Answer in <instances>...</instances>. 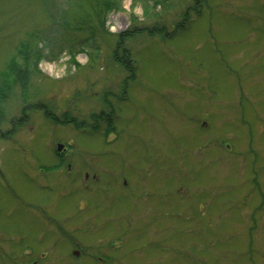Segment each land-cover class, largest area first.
Returning <instances> with one entry per match:
<instances>
[{"label":"rangeland","instance_id":"obj_1","mask_svg":"<svg viewBox=\"0 0 264 264\" xmlns=\"http://www.w3.org/2000/svg\"><path fill=\"white\" fill-rule=\"evenodd\" d=\"M76 1L0 0V72L30 33L42 51L27 96L23 73L0 75V264H104L110 205L133 202L118 192L126 175L141 214L149 199L178 202V216L143 221L147 264H264V0H111L103 26L88 10L82 30L66 24ZM36 202L65 208L53 213L67 238L38 236Z\"/></svg>","mask_w":264,"mask_h":264},{"label":"flooded vegetation","instance_id":"obj_2","mask_svg":"<svg viewBox=\"0 0 264 264\" xmlns=\"http://www.w3.org/2000/svg\"><path fill=\"white\" fill-rule=\"evenodd\" d=\"M94 122H97L98 124L99 119H94ZM67 152H68L67 149L64 147L63 150L55 153V158L57 159V164L59 165L57 169H60V171H63V169H66V171H63L65 175L67 173L70 174V169L75 168L74 167L75 165H73V160L71 159V157L72 158L74 157L71 155V153H67ZM41 171L43 172L44 169L42 168ZM137 173L139 174V171H137ZM90 177L91 176L89 175V172L85 171L84 172L85 180H88ZM92 177L93 179H96L97 174L94 173ZM122 180H123L122 183L123 185H125V187L121 188V191L120 189H118V192L123 193L124 196H129V198L133 202L128 206H123L125 212L122 210L121 207H119L120 211L115 212L114 211L115 207L113 205H110V207L113 209V212L111 215H109L106 218L108 225H109V232H110L109 235H107L109 237V243L106 248H100V247L98 248V255L96 256L98 258L97 261L98 263H104V264H147V256H146L145 248H146L148 241L145 240L147 237L145 238L143 221L144 222L146 221L147 222H157V220L160 221V220L166 219V217L174 218L178 216L179 214V212L177 211L178 202L172 203L171 205L170 202L166 203L165 202L166 200H162L161 198L156 201H152V199L151 200L149 199V203L151 204L154 202L156 203H154L153 206L151 204H146L145 206L146 210L144 211H147L148 214L143 215L140 213V211H142L140 185L136 183L134 187L131 182L127 181V175H126V178H123ZM47 185L38 183V186L43 191H46V190L50 191L53 188H56V187H53V185L51 186L48 185L49 187ZM61 185H63L62 187L68 188V186L65 185V182H63ZM95 185L100 187L98 189L103 190V188L101 187L102 186L101 183H96ZM62 189L59 190L58 193H63L62 191L64 190ZM168 191L171 193L170 195H174V191H170V190ZM119 195L121 194L119 193ZM156 195H158L157 192L153 196L154 197L153 199H156L155 198ZM82 205L81 204L78 205L79 209L86 206L84 202H82ZM164 205H168V207L171 209L168 212L164 211L161 214H157L156 209L161 210V208L159 209V207L164 206ZM62 208L60 205L58 206L54 202L31 203V209L38 216L37 217L38 219L35 218L34 221L37 219L40 225L43 226L42 229H40L41 230L40 234H38L39 237H41L42 233L45 232L47 226L53 227L54 229H56V231L61 233V235H63L65 238L68 237V234L70 232L68 231L67 224L65 223L68 221H65L64 218H62L63 216H66V214L61 215V212L53 213L54 209L55 211H62ZM133 209H135V212L133 211ZM71 222H73L72 219H71ZM78 225H75V227L77 228ZM71 243L76 244L77 240L73 241V239H71ZM32 251L33 250L31 248L30 252ZM105 252L106 254H104ZM71 253L74 256L78 254H82V255L84 254V252L81 253L79 250L77 251L73 250L71 251ZM31 259H33V257L30 255V259H29L30 261H28V263L26 264H40V262L38 263L35 258L33 260ZM10 264H17V263L12 262Z\"/></svg>","mask_w":264,"mask_h":264},{"label":"trees","instance_id":"obj_3","mask_svg":"<svg viewBox=\"0 0 264 264\" xmlns=\"http://www.w3.org/2000/svg\"><path fill=\"white\" fill-rule=\"evenodd\" d=\"M163 1L164 0H162V1L158 0L157 3H161ZM68 4L71 5L70 2ZM110 5H111V0H77L76 3H73L71 5L70 10L74 9L76 7V9L78 8V10H80L81 12L83 11L84 14L82 13V15L79 16V18L78 17L76 18L74 16H72L73 17L72 19L68 18L66 24L70 25L74 22L76 25L79 26L80 30L84 29L87 25L91 26L90 24H87V21L84 19V17H86V15H87L86 11L88 12V10H89L97 18L100 27H102L103 26V18H101V15H103V13L107 9H109ZM127 35H129V33H126V36ZM34 36H37V35L36 34L34 35V33L33 34L30 33V37L28 39L20 42L18 49L16 50L15 54L9 59V61L7 62V65L3 69V71L0 72L1 76L4 74H9V73L15 72V70L19 71L20 73H23V76L25 77L26 80H23V78L19 76L16 78L15 82L18 83V85L20 87V92L23 94H26L25 96H27L28 93H31L30 92L31 91L30 85L27 82V80H28L27 78L29 76L28 74L31 71H33L35 73L39 72L38 62H39L40 58L42 57V51H41V48L38 47V45L36 47H31L32 39L34 38ZM125 52H127V51H125ZM117 56H119V55H117ZM126 56L127 55L124 54L122 57H120V56L119 57L122 58L121 62H124L125 67L127 69L128 65L131 66L133 64H131L130 60L128 61L129 54L127 57ZM18 57L23 59L25 66H23V67H21L19 65L17 66ZM32 58H33V60H32ZM30 63H31V66H29ZM8 93H9L8 87L5 86V84L0 83V105H1V102L4 101L8 97ZM2 110L3 109L0 106V114L3 113ZM110 116H111V114H109V117H107V120H108L107 125H109V128L111 126V119H112ZM98 117L99 116H96V117L93 116L91 121H94V119H98ZM56 121L62 122L65 124H71L73 126H76L77 128H80L82 126H87V122H86L87 120H83V121L78 122L77 119L75 117H72L70 114H65L63 116V119L59 120V121L56 118ZM95 125H96L95 123L92 125L93 128L95 127ZM93 128H92V130L94 131ZM109 128L107 130H109Z\"/></svg>","mask_w":264,"mask_h":264},{"label":"water","instance_id":"obj_4","mask_svg":"<svg viewBox=\"0 0 264 264\" xmlns=\"http://www.w3.org/2000/svg\"><path fill=\"white\" fill-rule=\"evenodd\" d=\"M62 147H63V145L58 144V145H57V151H61Z\"/></svg>","mask_w":264,"mask_h":264}]
</instances>
